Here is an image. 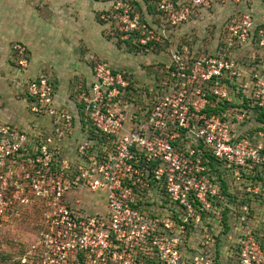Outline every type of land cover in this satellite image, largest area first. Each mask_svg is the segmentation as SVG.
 Wrapping results in <instances>:
<instances>
[{
  "label": "built area",
  "instance_id": "obj_1",
  "mask_svg": "<svg viewBox=\"0 0 264 264\" xmlns=\"http://www.w3.org/2000/svg\"><path fill=\"white\" fill-rule=\"evenodd\" d=\"M94 1L121 47L159 56L161 77L139 85L95 62L73 111L56 104L51 79L24 78L27 50L12 45L26 109L45 122L29 135L0 121V223L34 207L45 225L16 264H216L223 238L238 264H264L248 226L264 210V76L168 38L225 4L235 17L226 51L264 57L255 17L264 0H144V11L134 0ZM77 125L71 159L62 151Z\"/></svg>",
  "mask_w": 264,
  "mask_h": 264
},
{
  "label": "crops",
  "instance_id": "obj_2",
  "mask_svg": "<svg viewBox=\"0 0 264 264\" xmlns=\"http://www.w3.org/2000/svg\"><path fill=\"white\" fill-rule=\"evenodd\" d=\"M134 1H136L144 11V5L147 1ZM35 4L40 6L41 10L34 7ZM103 8L104 6L102 4L94 0H0V76L2 77L0 82V94L2 97V102L0 103L1 122L9 121V124L27 132L29 135L38 134L45 124V122H43L44 119H33V116L30 120L24 119L29 113H27L26 104L23 99L21 79L19 80V76L16 74L14 53L11 49L12 45L15 43L23 44L27 50L29 64L24 78H35L44 75L51 79L55 85L56 104L59 106L67 105L73 111L74 106L71 103V97L73 98L87 89L92 81L91 67L95 62H105L112 68L118 69L116 66H113L115 57L108 53V47L105 45V43L108 44L107 39L110 38H108L109 33L107 26L99 20V13ZM50 10H54V14H61L64 13V11L71 10V12L83 13L91 18L101 38L97 40L101 43V47H99L98 50L106 57L92 61L89 60L87 64L80 62L75 56L71 57V59L67 57L64 62H62L63 60H59L58 62L54 61V58H52L53 56L51 57L49 54H52V51H54L57 46L60 50L66 49L67 46L62 44L59 40L57 43L46 41L45 44L39 45L34 41L35 37L32 33L29 36L30 29L28 27L30 21L29 17L31 15H49ZM255 17L258 22H264V6H259L257 8ZM190 24L191 23L185 25L184 29L189 30V28H191ZM119 47L121 52L126 54L123 47L120 45ZM137 56H140V54H137ZM152 56L154 59L159 58L158 55ZM259 56L262 57L255 62L264 63L263 53L262 55L260 54L253 57L249 56V58H251L253 62L254 58ZM145 59H147V57H145L144 60ZM234 59L239 60L240 58ZM51 66L54 67L50 68ZM258 69L264 76V67L258 66ZM8 104L9 112H7ZM22 114L25 117H23ZM80 134L81 126L77 125L75 126L72 137L64 142L62 153L66 154L65 156L71 159L74 158V148ZM263 211L262 209H257L256 213H261ZM216 264H238L233 250L229 247L224 238L218 245Z\"/></svg>",
  "mask_w": 264,
  "mask_h": 264
},
{
  "label": "rangeland",
  "instance_id": "obj_3",
  "mask_svg": "<svg viewBox=\"0 0 264 264\" xmlns=\"http://www.w3.org/2000/svg\"><path fill=\"white\" fill-rule=\"evenodd\" d=\"M34 7L41 10V7L37 4H35ZM234 18L235 17L230 14L228 6L225 4L218 6L214 5L204 13L195 16L190 22L191 28H189V30H185V26H182L179 28V31L176 30L170 33L168 38L174 42L187 43L198 50L199 53H226L229 57L240 58L238 60L239 62H251L249 64L252 67H264V63L252 62L251 58H249V56L253 57L262 54L258 49L249 50L248 48H243L226 51L224 41L228 34L227 28ZM29 19V36L32 33L35 37L34 41L37 44L43 45L46 41L57 43L59 40L62 44L67 46L66 49L62 50L57 46V48L52 51V54H49V56H53L52 58H54L56 62L59 60H63L62 62H64L67 57L71 59V57L75 56L77 60L87 64L89 60L92 61L106 57L98 50V48L101 47V43L97 40L101 38L98 34L97 27L92 19L83 13L67 10L61 14H54V10H50L49 15H31ZM108 38L111 39V42L110 39H107L108 44L105 43V45L108 47V53L115 57L113 66H116L118 70L133 72L135 81L137 84L140 83L139 85H141L145 79L147 80L146 82H148L151 78V74L158 80L160 79V67L158 66L159 64L155 62L159 61V59L153 62L152 55L154 54L145 53L144 55L140 53V57L137 56L136 53H128L124 48L126 54H123L118 41L112 39L114 37L111 35H109ZM145 57H147V59L144 60ZM52 67L54 66L50 68ZM7 108V112H9V104ZM23 117L25 116L23 115ZM34 118L35 117H33V119ZM24 119L30 120L32 119V115L29 114ZM5 123L9 124V121H5ZM89 198H91V200L95 199L94 196H89ZM18 211L20 212H18V215L22 217V210ZM30 226V224L22 222V220L11 223L8 219V222L3 221L0 223V264H12L21 256L22 248L27 244L37 242L33 237L35 235V229ZM248 226L252 230L261 248L264 249V211L261 213H253ZM237 228L238 231L241 225H237Z\"/></svg>",
  "mask_w": 264,
  "mask_h": 264
},
{
  "label": "flooded vegetation",
  "instance_id": "obj_4",
  "mask_svg": "<svg viewBox=\"0 0 264 264\" xmlns=\"http://www.w3.org/2000/svg\"><path fill=\"white\" fill-rule=\"evenodd\" d=\"M23 214V216H13V218L10 220L11 223L17 221V220H22V222H27L28 224H30L32 228L35 229L34 232V239H36V241L39 238L40 232L45 228V225L40 221V216L38 214V211L36 210V208L32 207V208H27L26 210L21 212V215ZM35 242H32V244H34ZM31 244H27L24 248L21 249V256L14 261L12 264H16L19 259L26 253L27 250L30 249Z\"/></svg>",
  "mask_w": 264,
  "mask_h": 264
},
{
  "label": "trees",
  "instance_id": "obj_5",
  "mask_svg": "<svg viewBox=\"0 0 264 264\" xmlns=\"http://www.w3.org/2000/svg\"><path fill=\"white\" fill-rule=\"evenodd\" d=\"M139 50L140 49H138V48H133V47L132 48L131 47L129 48V52H133V53H137V52H139Z\"/></svg>",
  "mask_w": 264,
  "mask_h": 264
}]
</instances>
